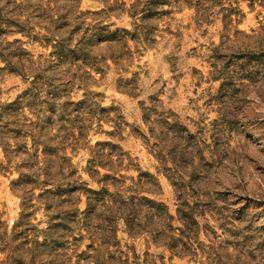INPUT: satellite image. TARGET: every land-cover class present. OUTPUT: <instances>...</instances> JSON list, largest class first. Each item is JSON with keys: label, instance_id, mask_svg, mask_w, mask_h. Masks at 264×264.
Wrapping results in <instances>:
<instances>
[{"label": "rangeland", "instance_id": "rangeland-1", "mask_svg": "<svg viewBox=\"0 0 264 264\" xmlns=\"http://www.w3.org/2000/svg\"><path fill=\"white\" fill-rule=\"evenodd\" d=\"M16 1L23 4L33 31L50 40L0 32V45L20 39L32 59L52 60L48 42L65 38L73 25L56 31L44 23L41 8L47 0ZM132 3L77 0L75 25L137 30L138 38L127 36L126 44L108 47L97 41L89 45L91 62L67 57L49 70L54 84L60 77L70 81L65 74L75 75L76 69L94 77L92 83L86 76L72 80L62 98L78 101L92 91L88 98L101 108H113L109 116L119 114L122 122L116 132L113 121H101L99 128L94 123L85 141L118 144L159 183L158 193L145 195L163 202L174 216L170 234L179 240L172 247L156 244L147 233L129 235L119 221L116 239L128 254L126 264H264V0H171L144 19L138 12L132 16ZM13 9L0 2V11ZM78 38L74 34L72 44ZM95 63L103 74L91 69ZM27 87L0 60V103L14 101ZM24 113L38 123L48 115ZM89 154L83 145L64 150L75 170L72 179L96 189L85 170ZM14 163H7L0 145V264H29L27 248L34 240H45L36 264L73 263L75 254L91 243L88 232L48 228L42 205L26 215L31 210L23 211L11 186L19 176ZM165 168L174 170L171 181ZM126 175L136 178L138 172ZM179 205L196 224L178 219ZM78 208L84 209L82 195Z\"/></svg>", "mask_w": 264, "mask_h": 264}, {"label": "trees", "instance_id": "trees-1", "mask_svg": "<svg viewBox=\"0 0 264 264\" xmlns=\"http://www.w3.org/2000/svg\"><path fill=\"white\" fill-rule=\"evenodd\" d=\"M62 1L63 5L58 0H47V5L41 8L40 19L46 24H52L56 31L67 30L73 25L67 30L65 38L48 42L51 43L50 54L54 56L52 60L43 56L32 59L20 46V39L0 45V60L10 72L20 75L28 83V87L14 101L0 103V145L7 163L16 161L14 167L19 176L11 182V186L22 199L23 211L31 210L26 215L34 214L39 205H42L48 228L85 229L88 232L91 243L86 246V250L75 254L76 260L73 263L66 259L61 264H126L129 257L127 252L119 249L116 239L117 223L123 222L129 235L147 233L156 244L172 247L179 240L170 234L174 216L163 202L145 195L158 193L161 189L159 183L154 175L141 172L134 160L118 144L96 141L89 145V141H85L94 123L99 128L101 121H113L116 132L122 122L119 114L109 116L113 108H101L88 98L94 94L92 91H86L85 98L78 101L62 98L61 93L66 91L65 88L72 80L86 76L92 83L96 82L94 77L87 71L76 69L75 75L65 74L70 76V81L64 83L60 77L54 84L53 74L49 70L57 67L54 61L67 57L79 56L81 60L91 62L89 45H95L97 41L108 42L106 47L112 42L126 44L127 36L134 40L138 38V34L137 30L135 34L127 29L109 31L107 26L98 24L92 27L89 24L82 27L79 26L80 23L75 25L72 9L77 6L73 5L77 0ZM0 2L14 8L9 12L0 11L2 34L15 31L31 39L50 40L46 35L38 36L33 31L21 2ZM170 2L171 0H133L130 5L132 16H136L138 12L141 14L139 18H147L158 5H170ZM63 9V13L59 12ZM117 32H122L119 37ZM74 34L79 35V38L72 44ZM15 44H19V51L11 48ZM104 68L109 67L104 65ZM91 69L96 73H104L96 63L91 64ZM69 71L66 70L65 73ZM57 74L62 76L61 72ZM85 83L84 85H88ZM24 110L34 117L45 111L48 113L46 121L38 123L31 120ZM180 131L187 130L180 127ZM80 145L88 146L90 154L85 170L98 184L96 189L79 183V178L72 179L75 170L71 159L64 155V150L67 147L79 148ZM131 170L138 172L136 178L126 175ZM165 170L169 171L166 177L170 180V172L174 170ZM171 184L176 185L174 182ZM35 189L38 190L36 194ZM81 195L84 197L83 210L78 208ZM34 200L38 205L33 203ZM183 209L180 205L176 208L178 219L183 224H196L192 214ZM79 238H82L81 234L75 240ZM44 242L45 240H34V246L27 248L29 264H36V258L44 253L40 248L44 246Z\"/></svg>", "mask_w": 264, "mask_h": 264}]
</instances>
